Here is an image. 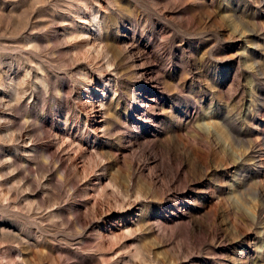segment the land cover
<instances>
[{
	"label": "rangeland",
	"instance_id": "1",
	"mask_svg": "<svg viewBox=\"0 0 264 264\" xmlns=\"http://www.w3.org/2000/svg\"><path fill=\"white\" fill-rule=\"evenodd\" d=\"M0 264H264V0H0Z\"/></svg>",
	"mask_w": 264,
	"mask_h": 264
}]
</instances>
